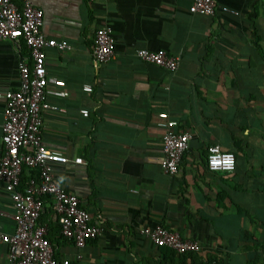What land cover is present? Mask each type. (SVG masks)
I'll return each mask as SVG.
<instances>
[{
    "label": "crops",
    "instance_id": "obj_1",
    "mask_svg": "<svg viewBox=\"0 0 264 264\" xmlns=\"http://www.w3.org/2000/svg\"><path fill=\"white\" fill-rule=\"evenodd\" d=\"M33 1L44 10V33L71 46L47 49L53 108L44 113L43 140L69 158L54 165L57 181L103 228L78 248L57 232L53 210L44 212L42 223L50 217L55 225L56 256L80 264H264V0H217L238 14L211 16L191 12L193 0ZM102 26L113 29L116 57L100 64L93 44ZM139 49H165L180 66L145 62ZM28 54L24 44L0 40V157L5 91L18 88ZM169 121L193 134L175 176L162 167ZM211 144L238 155L234 171L207 169ZM14 214L0 182V232L15 231ZM158 224L201 250L192 258L157 246L142 229ZM0 264H14L2 242Z\"/></svg>",
    "mask_w": 264,
    "mask_h": 264
},
{
    "label": "built area",
    "instance_id": "obj_2",
    "mask_svg": "<svg viewBox=\"0 0 264 264\" xmlns=\"http://www.w3.org/2000/svg\"><path fill=\"white\" fill-rule=\"evenodd\" d=\"M190 10L208 16L218 10L238 14V11L220 5L217 0H193ZM44 21V10L33 0H0V40H13L18 46L25 44L29 51L19 64L18 88L5 91L0 182L15 206L16 228L11 234L0 232V242L8 245L9 257L14 264H80L71 258L56 256L48 237L49 227L40 221L45 212V199L51 197L54 220L60 227L61 235L72 240L78 248H83L103 231L100 224L92 222L91 214L82 205L80 197L67 191L56 179L54 165L66 163L69 158L60 151L48 148L43 140L44 113L53 108L47 99V49L71 48L66 40L49 38L43 31ZM136 53L143 61L168 71H176L180 66L181 57L165 49H139ZM93 54L100 64L116 57V38L110 26L96 29ZM84 89L92 91V86L86 85ZM82 112L84 116L89 115L88 110ZM192 138L191 131H178L174 121L168 122L163 135L165 156L162 167L165 173L177 175ZM229 156L234 159L231 170L223 163ZM74 161L84 163L81 157ZM207 165L210 170L232 172L236 168V156L214 144L208 149ZM24 166L37 170L38 174L30 177L22 187ZM142 233L157 246L169 247L179 254L201 250L197 240L183 238L178 231L161 224L144 228Z\"/></svg>",
    "mask_w": 264,
    "mask_h": 264
},
{
    "label": "trees",
    "instance_id": "obj_3",
    "mask_svg": "<svg viewBox=\"0 0 264 264\" xmlns=\"http://www.w3.org/2000/svg\"><path fill=\"white\" fill-rule=\"evenodd\" d=\"M25 45V44H24ZM25 47H26V45H25ZM211 145H214V144H211ZM211 145H208L207 146V154H208V149H209V147L211 146ZM221 147V146H220ZM221 149L223 150V151H227V149L226 148H223V147H221ZM235 154V156H236V165H237V154L236 153H234ZM206 159H207V155H206ZM206 162H207V160H206ZM206 166H207V169L209 170V171H214V170H210L209 169V167H208V165H207V163H206ZM215 172H219V171H215ZM221 172H225V171H221ZM38 174V171L37 170H35V169H32V168H30V167H27V166H24V168H23V173H22V187H23V185H25V182L30 178V177H32V176H35V175H37ZM48 203H50V206L48 207L47 206V204ZM53 200L51 199V197H47L46 199H45V212H51L53 209ZM40 221L41 222H45V219H43L42 217H41V219H40ZM47 223L49 224V231H48V237H49V239L52 241V231H55V225H53L52 224V222L50 221V217H49V219L47 220ZM161 225H163V224H161ZM164 227H167V226H165V225H163ZM168 228V227H167ZM57 232L61 235V233H60V228L59 229H57ZM62 236V235H61ZM183 255H185V256H188V255H190V256H192V252H190V253H185V254H183ZM192 258H194L193 256H192ZM209 262H212V260L211 259H209ZM183 263H187V260L186 259H183ZM192 264H204V263H202V262H200V263H197V262H193Z\"/></svg>",
    "mask_w": 264,
    "mask_h": 264
},
{
    "label": "clouds",
    "instance_id": "obj_4",
    "mask_svg": "<svg viewBox=\"0 0 264 264\" xmlns=\"http://www.w3.org/2000/svg\"><path fill=\"white\" fill-rule=\"evenodd\" d=\"M223 163L225 164L228 170H231L234 165V159L231 156H229L223 161Z\"/></svg>",
    "mask_w": 264,
    "mask_h": 264
}]
</instances>
